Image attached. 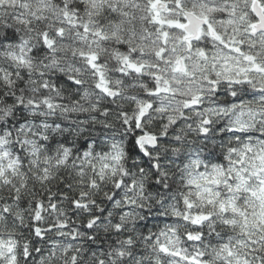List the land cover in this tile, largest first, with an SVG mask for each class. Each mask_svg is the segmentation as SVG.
<instances>
[{
  "label": "clouds",
  "instance_id": "obj_1",
  "mask_svg": "<svg viewBox=\"0 0 264 264\" xmlns=\"http://www.w3.org/2000/svg\"><path fill=\"white\" fill-rule=\"evenodd\" d=\"M197 262L264 264V0H0V264Z\"/></svg>",
  "mask_w": 264,
  "mask_h": 264
},
{
  "label": "snow or ice",
  "instance_id": "obj_2",
  "mask_svg": "<svg viewBox=\"0 0 264 264\" xmlns=\"http://www.w3.org/2000/svg\"><path fill=\"white\" fill-rule=\"evenodd\" d=\"M183 26V25H182ZM222 207H223V205H222ZM200 219H203V217H197V220L199 221ZM198 238V237H197ZM166 250V249H165ZM197 264H198V262H197Z\"/></svg>",
  "mask_w": 264,
  "mask_h": 264
}]
</instances>
